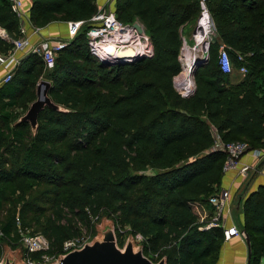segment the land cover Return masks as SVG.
<instances>
[{
  "label": "trees",
  "instance_id": "1",
  "mask_svg": "<svg viewBox=\"0 0 264 264\" xmlns=\"http://www.w3.org/2000/svg\"><path fill=\"white\" fill-rule=\"evenodd\" d=\"M115 4L120 21L144 25L151 57L109 65L92 54L87 31L98 11L96 0H32L34 27L83 24L53 68L45 70L42 57L29 52L12 79L0 84V180L22 198L31 178L51 184L44 194L50 195L54 218L45 232H36L48 237L51 254L104 215L114 221L120 246L128 228L142 236L144 254L153 261L215 264L225 235L220 227L206 228L212 214L207 202L220 190L226 160L223 152L212 151L215 131L224 141L264 150V0H209L215 35L208 59L195 68L190 97L175 89L174 78L182 71V27L197 23L199 1ZM19 20L10 1L0 0V25L13 38L20 36ZM222 44L235 71L247 67L236 85L219 64ZM12 49L0 38V54ZM41 80L51 83L48 94L62 110L45 107L33 134L29 122L18 120L36 100ZM40 202L36 197L24 204L21 218ZM242 210L250 237L248 264H262L264 186L245 198ZM15 219L0 222L12 249L21 246ZM2 254L0 243V259Z\"/></svg>",
  "mask_w": 264,
  "mask_h": 264
},
{
  "label": "built area",
  "instance_id": "2",
  "mask_svg": "<svg viewBox=\"0 0 264 264\" xmlns=\"http://www.w3.org/2000/svg\"><path fill=\"white\" fill-rule=\"evenodd\" d=\"M13 12L17 14L19 19L22 17V0H9ZM200 14L196 23L195 32L193 33V40L198 34L204 37L203 55L206 56L205 61L209 56L210 42L215 35L214 21L209 8V0H198ZM83 24V22H76ZM142 27L139 31L135 24ZM26 30L20 25V36L18 38L11 37L5 28L0 25V38L13 44V49L7 54H0V64L6 69L5 76L2 83H7L12 79L14 70L18 65L20 58L18 52H33L39 54L47 68H53L58 53L64 49L71 40H47L31 46L28 38L25 36ZM195 41V40H194ZM186 42V40H184ZM87 44L92 54L102 63L111 62L119 52L126 50H133L135 55L142 57H151L153 55V46L150 37L140 21L127 24L120 21L115 11L100 9L98 10L89 21V29L87 31ZM184 46V45H183ZM110 47L115 48V54H111L108 50ZM228 47L225 44L220 45L219 48V64L224 73L232 74L234 68L229 55ZM183 51V48H182ZM240 62H244L245 56L242 54L237 55ZM248 72L247 67L242 65L239 68V73L245 75ZM176 79V78H175ZM183 97H190L195 92L191 89L188 92H182L177 89ZM212 151H220L226 155V160L223 165L224 174L228 171L235 169L239 166L242 156L246 153H252L257 160L264 158V150L259 148H252L248 142L245 141H224L215 131V141L212 146ZM248 166L240 168L241 173H247ZM230 192L228 190H219L217 193L211 195L208 199V205L212 208L211 218L207 220L206 228L220 227L224 230L225 239H229L233 235H240L245 237L242 230L235 226L225 229L223 220L225 209L227 214L230 215L231 209L229 207ZM18 234L20 236V244L23 252V260L27 264H50L58 260L59 256L65 255L68 252L79 249L87 243V239L80 236L70 239L64 243L61 252L54 254L50 253L51 243L47 236L42 233H33L27 228H22L20 222H17ZM35 254L36 257H32Z\"/></svg>",
  "mask_w": 264,
  "mask_h": 264
},
{
  "label": "crops",
  "instance_id": "3",
  "mask_svg": "<svg viewBox=\"0 0 264 264\" xmlns=\"http://www.w3.org/2000/svg\"><path fill=\"white\" fill-rule=\"evenodd\" d=\"M22 17L20 18V25H22L26 30V37L28 38L31 46L36 45L40 42L54 39H67L72 40L81 29L82 24L76 22H64L56 21L48 24L45 27L38 28L34 27L30 22V9L32 6V0H22ZM96 5L98 10L100 9H110L115 11V0H96ZM23 18V19H22ZM193 22H190L182 27V34L187 27H193ZM195 23H194V32H195ZM28 52H18V57L21 59ZM240 68V67H239ZM239 68L231 74L239 73ZM6 69L0 64V84L2 79L5 76ZM247 74V73H246ZM240 79L236 78L230 82V85L238 84ZM260 160H257L252 153H246L242 156L240 164L237 168L232 169L224 174L222 178L220 190H228L230 192V201L229 207L231 209V215L226 214L223 220L225 229L232 228L235 226L239 230H243L244 224V213L242 210V204L245 198L252 192L256 191L260 186H264V166L261 169L257 170V166ZM242 166H248L249 170L247 173H241L240 168ZM242 195L240 199V205L238 206L239 196ZM203 207V206H202ZM205 207V206H204ZM212 210L211 206H209ZM209 209V210H210ZM211 216L208 218L210 219ZM248 246L246 243L245 237L240 235H233L229 239H224L218 260L215 264H248ZM264 264V260L262 261Z\"/></svg>",
  "mask_w": 264,
  "mask_h": 264
},
{
  "label": "water",
  "instance_id": "4",
  "mask_svg": "<svg viewBox=\"0 0 264 264\" xmlns=\"http://www.w3.org/2000/svg\"><path fill=\"white\" fill-rule=\"evenodd\" d=\"M135 27L142 31V27L137 23ZM112 55L115 54V48L110 47L108 50ZM143 58L135 55L134 51L129 49L119 52L111 62L105 64H123L136 59ZM205 61V60H204ZM198 59L192 66L193 79L197 65L204 62ZM51 83L47 80H41L37 85V98L31 103L27 112L18 120V122L27 121L31 125L33 134L38 128V116L45 107L62 110V107L55 104L50 98L48 92ZM196 89V86H195ZM264 166V158H262L257 166V170ZM239 196L238 206L240 205ZM248 246V256L250 255V237L242 230ZM98 233L91 241L84 244L82 248L74 249L65 255L59 256L58 260L50 264H166V259L162 258L158 262H154L144 254V248L141 244L136 243L135 237L130 234L123 246L119 245L118 236L116 234L115 223L108 217H103L101 222L96 225ZM0 264H27L23 260V252L21 249H12L8 244H3V254Z\"/></svg>",
  "mask_w": 264,
  "mask_h": 264
},
{
  "label": "rangeland",
  "instance_id": "5",
  "mask_svg": "<svg viewBox=\"0 0 264 264\" xmlns=\"http://www.w3.org/2000/svg\"><path fill=\"white\" fill-rule=\"evenodd\" d=\"M192 24H193V27L189 26L183 32L182 37H183V45L184 46H189V45L191 46L195 43V41L193 40V37H192L193 33H194V29H193L194 23H192ZM195 28H196V26H195ZM184 40H186V42H184ZM183 45H182V48H183ZM182 48H181V53H180V57H179L181 65H182V71L177 77H175L176 79L174 78L175 89L176 90L179 89L180 91H182L183 87L180 86V84L178 83V81H179L178 79L180 78V76L184 72V67H186V65H187V59H191V60L194 58L196 59V56H193V54H191L190 51H188V50H186L185 53L182 54ZM204 55L202 53V49L200 48V51L198 53L197 58L199 57L198 59H200V60L203 59V61H204L206 59V56H204ZM184 59H186V60H184ZM45 70H49V68H47L45 66ZM236 78L242 79L243 77L238 73H234L233 75L230 76V82ZM192 79H193V77H192ZM192 81L195 83V78ZM194 83H193V86H194ZM182 92H187V91H182ZM18 112H21V110ZM21 115H23V114H21ZM152 172H153L152 170H148L147 174H151ZM42 179L49 181L50 178L46 177V178H42ZM48 188H53V187H51V184L47 183L46 181L37 180V178L36 179L31 178L28 181L27 192L25 194V197L22 198L19 195V192H16L15 194H13L11 191V188H9L7 186L6 182H3L0 180V222H1V224H4L10 218H16L15 219L16 220V226H17V222H20L22 228H27L31 232H35V233L36 232H42V233L45 232V229H46L49 221L54 218L53 214H52V209H51L50 203H49L50 195L46 194V193L44 194L45 190H49ZM36 197L40 198L41 202L39 203L38 206H35L33 208L30 207L29 213L26 215L25 219H22L20 216L22 206L24 204H27L28 202L32 201ZM103 216L104 215H102V217ZM101 218L92 223L93 228H91L90 230H85V228H84L81 236L84 237V239H87V242L91 241L94 237L97 236L98 233L96 232V225L101 222L100 221ZM24 222H25V225H24ZM17 231H18V228H17ZM129 235H130V230L128 228L124 229V233L122 234L123 245L126 242ZM135 239H136L137 244L142 243L143 238L141 235H136ZM6 241L7 240H4V238L2 237V234H0V243L2 244V246L4 243H6ZM19 249H21V247H19ZM154 261L157 262L158 259L155 258Z\"/></svg>",
  "mask_w": 264,
  "mask_h": 264
},
{
  "label": "bare ground",
  "instance_id": "6",
  "mask_svg": "<svg viewBox=\"0 0 264 264\" xmlns=\"http://www.w3.org/2000/svg\"><path fill=\"white\" fill-rule=\"evenodd\" d=\"M195 43L193 45H189V46H183V51L182 54L185 53L186 50L190 51L191 54H193V56H196V59H187V65L186 67H184V72L182 73V75L180 76V78L178 79V83L180 84V86H182V91H190L191 89H194L193 86V68L192 66H194V64L197 62L198 58V53L200 51V48L202 49V53H203V49H204V37L201 34H198L196 37H194ZM203 47V48H202ZM186 60V59H184ZM186 63V62H185Z\"/></svg>",
  "mask_w": 264,
  "mask_h": 264
}]
</instances>
